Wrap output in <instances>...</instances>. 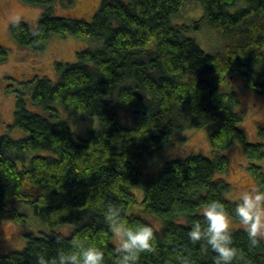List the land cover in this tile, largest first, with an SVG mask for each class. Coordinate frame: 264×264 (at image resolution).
<instances>
[{"label":"trees","instance_id":"obj_1","mask_svg":"<svg viewBox=\"0 0 264 264\" xmlns=\"http://www.w3.org/2000/svg\"><path fill=\"white\" fill-rule=\"evenodd\" d=\"M20 1L43 13L35 29L21 21L11 26L18 45L43 52L54 35H72L100 47L77 52L73 64L54 61L55 83L45 77L29 83L31 106L43 114L28 107L26 93L16 97L14 126L26 135L0 136V221L25 222L23 209L30 208L47 230H74L70 236L30 235L22 251L0 255V264H36L37 253L51 258L77 235L100 247L106 264H113L116 246L104 219L109 203L120 206L130 224L163 222L159 229L152 226L154 250L143 253L139 264H183L185 257L190 264H213L215 254L201 251L188 231L192 221L203 219L200 211L208 201L220 200L229 211L237 203L229 199L232 185L219 176L230 165L223 154L242 144L264 188L263 168L256 165L264 161V144L248 143L239 128L241 100L225 89L239 75L246 88L264 95V73L258 71L264 63V0H105L91 23L55 16L53 7L61 0ZM190 3L203 6L201 17L175 22ZM206 28L219 43L214 53L187 36ZM7 55L0 46V64ZM58 107L97 118L99 131L76 137L68 123L51 120L58 118ZM209 125L213 159L166 160L145 177V163L170 146L174 133ZM258 130L264 140V127ZM47 149L54 156L30 157ZM135 189L143 191L152 224L128 215L137 211ZM236 222L235 264H264V242L250 247Z\"/></svg>","mask_w":264,"mask_h":264},{"label":"rangeland","instance_id":"obj_2","mask_svg":"<svg viewBox=\"0 0 264 264\" xmlns=\"http://www.w3.org/2000/svg\"><path fill=\"white\" fill-rule=\"evenodd\" d=\"M103 1L105 0H61L53 7V13L57 17L91 23ZM242 7L244 8L245 4L241 5V9H243ZM42 11V8L28 5L20 0H0V46L5 48L8 54L7 61L0 64V136L8 135L13 140L23 139L26 135L23 130L14 126L15 105L18 94L26 93L25 97L28 100V107L33 111L36 110L43 114L42 109L31 106V98L29 96L31 85L29 83L35 79H43L44 77L55 83L58 80V75L55 72L54 61L73 64L77 61V52L86 50L87 48L96 50L94 48L100 47L97 41L82 40L72 35L64 37L54 35L43 52H36L31 48L18 45L10 32L11 26L21 21L26 23L30 29H35L43 13ZM202 12V5H198L197 3L187 4V7L175 19V22L189 24L192 19H199ZM207 31H209L207 28L201 32L191 31L187 36L193 37L207 53H214L218 49L219 43L212 32ZM258 71L264 73V63L258 67ZM261 81L264 83V78ZM225 89L229 92L234 91L241 100L239 110L243 114V122L239 128L245 133L248 143L264 144V140L259 136L258 130L260 127H264V95L257 94L246 88L243 79L239 75L227 81ZM57 110L58 118H49L54 122L61 120L68 123L76 137L87 139L89 132L99 131L100 126L97 118L83 114L73 115L60 107ZM119 115L124 119L128 117V115L121 111ZM123 122L126 125L127 122ZM211 129L212 126L209 125L202 129L174 133L175 135L171 138L170 146L162 153L154 154L145 163V177L147 174L160 171L164 167L163 165L166 160L176 161V159H186V157L192 155H202L213 159L216 153H214L212 144L210 143ZM34 155L54 156L53 152L48 149L38 151L37 154H30V157ZM223 155L229 158L230 165L228 171L219 176L224 178L229 185H232V193L229 199L236 201L235 196L240 191L249 189L252 186L258 187V184L256 183L254 173L250 171V163L247 160L242 144L234 145ZM256 165L262 167L264 171V161L256 163ZM134 193L138 201L132 209L137 211L132 213V210H130L128 215L137 214L148 220L143 210L144 194L142 189H135ZM23 211L27 215L25 222L17 223L10 217L8 219H1L0 255L22 251L30 235L35 237H40L41 234L70 236L74 230L73 225L47 230L30 208L23 209ZM200 214L202 215V212ZM151 217L155 220H160L158 217ZM148 221L152 224L150 220ZM160 221L163 226L162 220ZM152 226L155 229L162 227H157L160 226L159 221H153ZM232 228H238L235 220L233 221ZM112 241L114 246L117 247L114 238Z\"/></svg>","mask_w":264,"mask_h":264},{"label":"clouds","instance_id":"obj_3","mask_svg":"<svg viewBox=\"0 0 264 264\" xmlns=\"http://www.w3.org/2000/svg\"><path fill=\"white\" fill-rule=\"evenodd\" d=\"M235 207L229 211L220 200H210L202 208V220H194L188 231L193 244H200L201 251L209 249L215 254L213 264H235L239 250L234 246L233 221L246 233L249 245L259 247L264 242V188L252 186L240 191ZM105 223L116 241L113 264H139L141 255L154 250V229L149 224H130L122 215V208L109 203L104 212ZM60 238H57L59 243ZM86 238L75 236L68 248H58L56 255L48 258L37 253L36 264H106L104 251L86 244ZM183 264H190L187 257Z\"/></svg>","mask_w":264,"mask_h":264}]
</instances>
